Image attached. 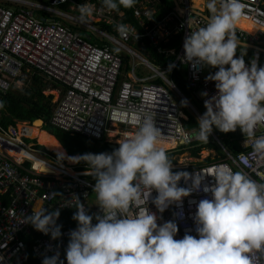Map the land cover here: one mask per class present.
<instances>
[{
    "label": "built area",
    "instance_id": "built-area-1",
    "mask_svg": "<svg viewBox=\"0 0 264 264\" xmlns=\"http://www.w3.org/2000/svg\"><path fill=\"white\" fill-rule=\"evenodd\" d=\"M0 2H3L0 4L1 93L6 95L13 90H22L26 86L25 80L31 83L32 78L40 74L47 82L61 85V89H57L59 97L50 119V123L59 129L83 134L87 138L103 139L114 125L120 128L117 136H123L124 139L126 135L134 134L145 118H151L160 129V144H169L171 149L183 150H194L204 145L206 150L203 149L201 154L207 153L208 157H213V163L192 168L172 164L173 173H188V179L182 177L178 187L189 190L190 194L182 197L180 202L170 204L161 213L153 203L158 193L142 189L139 202L131 208L134 214L148 210L157 217L158 226L174 222L178 228L174 239H182L185 234L198 238L195 213L202 199L213 198L210 191L204 192L203 189L215 184L212 175L218 167H225L233 172L243 171L258 184L264 183V157L253 151L252 139L246 134L241 142V152L234 154L225 146L213 127L212 142L215 141L214 144L219 146V154L216 148L208 146L209 142H198L194 138L198 127L185 126L191 119L190 112L186 109L191 110L197 119L203 113L195 101L184 95L168 75L175 69L183 72L192 95L204 105L205 100L217 93L216 82L206 78L219 70L218 67L210 69L199 64L193 66L184 60L183 45L186 37L208 22L207 18L192 12L190 0L183 2L187 7L185 15L171 12L158 22L153 20L154 11L148 5H143V2L140 3L134 7V17L144 32L133 27L132 33L126 38L120 36V40L96 26L101 22H113L114 13L101 6L102 0L86 2L96 8L86 23L81 22L78 11V6L82 4L72 0H49V5L33 0ZM67 2H73L72 10L79 15L69 16L57 9ZM242 2L246 8L239 19L258 26L260 30L252 35L235 25L234 34L238 47L234 58L243 55L246 67H250L253 60L258 67H264V51L261 48L264 38V0ZM41 11L51 17L44 19L38 13ZM56 16L68 19L74 25H80L100 37L110 38L112 43L124 49L133 60L140 59V64L151 71V75L138 74V64H133L132 72L127 74L126 79L120 80L122 57L110 47L93 43L89 36L57 21L54 19ZM147 22L151 25H146ZM175 36H182L180 45L164 50L162 46ZM131 38L142 44L143 39L149 40L159 53L174 56L171 67L160 68L147 57L140 56L123 41ZM246 48L252 49L251 55L246 52ZM208 70L211 71L207 73ZM158 79L161 83L157 82ZM203 93L207 95H202ZM176 96L180 101L176 100ZM182 101H187V105L184 106ZM29 126L19 124L5 127L0 123V264H29L30 255L42 264L45 256L57 254V264H60L66 259L70 233L78 227L74 224L73 216L68 218L62 215L76 212V207L81 203L93 219L96 215L103 216L96 204V179L89 166L70 164L68 156L60 155L58 160L54 155L33 150L31 147L36 144L26 142V139H31L27 134ZM185 133L189 139L182 142ZM260 136H264V125L255 129L254 138ZM36 158L42 160L41 169L35 166ZM44 167L54 172H45ZM197 175L202 177L199 189L193 187ZM34 209H45V214L60 210L56 221L61 230L59 238L52 239L50 234L37 231L36 239L34 227L25 220L33 214ZM25 236H31L34 242H27ZM248 256L251 264H264V251L253 250Z\"/></svg>",
    "mask_w": 264,
    "mask_h": 264
},
{
    "label": "clouds",
    "instance_id": "clouds-1",
    "mask_svg": "<svg viewBox=\"0 0 264 264\" xmlns=\"http://www.w3.org/2000/svg\"><path fill=\"white\" fill-rule=\"evenodd\" d=\"M136 2L102 0L101 6L114 14L112 23H101L113 26L115 35L100 28V23L96 26L114 38H126L134 29L124 21V14L119 10L121 6L132 8ZM245 8L242 0H207L206 8L197 11L207 15L208 22L186 37L184 60L193 66L219 68L206 78L216 82L217 93L205 100L206 112L197 120L198 132L194 138L208 142L213 127L224 133L239 128L252 139L253 151L264 157V136L254 138L255 129L264 125V67H258L255 60L246 67L243 55L234 58L238 47L235 23ZM95 10V5L90 3L79 5L81 22L86 23ZM123 41L138 49L137 39ZM226 65L230 67L226 68ZM131 69L127 74L132 72ZM171 75H168L169 79H172ZM181 103L187 105V101ZM3 106L0 101V108ZM25 122L13 125L22 126ZM113 130L114 125L103 139L89 138L119 147L112 153L68 157L73 163L86 162L91 169L96 179V204L103 216L96 215L97 223L93 225V216L86 213L84 205L80 203L76 207L78 210L73 219L78 222V227L70 233L67 264H251L248 254L253 250L264 251V183L258 184L243 171L218 167L212 175L215 184L203 189L210 191L213 198L202 199L195 213L198 238L185 234L182 239H174L178 231L174 222L158 226L154 214L148 210L134 214L131 208L139 202L142 189L158 193L153 203L161 213L190 194L189 190L178 187L182 177L188 179V173H173V163L167 155L178 157L186 150L159 146L166 144H160V129L151 118H145L139 123L138 130L124 139L117 134V138L113 137ZM188 139V135L183 134L182 142ZM29 140H36L34 144H38L37 139ZM201 179L197 175L194 188L199 189ZM45 212V209H34L25 220L37 231L57 239L61 235L56 223L60 210ZM57 261L58 254L45 256L42 264H57Z\"/></svg>",
    "mask_w": 264,
    "mask_h": 264
},
{
    "label": "trees",
    "instance_id": "trees-1",
    "mask_svg": "<svg viewBox=\"0 0 264 264\" xmlns=\"http://www.w3.org/2000/svg\"><path fill=\"white\" fill-rule=\"evenodd\" d=\"M73 2L77 4H84L87 1L95 2L97 0H72ZM142 0H137L136 4L132 8L125 9L122 6L120 7L119 12H122L124 14V21L126 23H130L134 27H136L140 32H144V29H142L139 26L138 20L134 17V7L139 5ZM73 2H67L63 5H60L58 9L62 12H71L70 6L73 5ZM160 2V1H159ZM163 4L168 7V10L172 9V5H167L166 0H162ZM102 5V4H101ZM103 6V5H102ZM167 7H165L167 9ZM159 11L157 12L159 16H164L165 14L168 15V10L163 8L162 4L160 3L158 6ZM209 15L211 13L208 11ZM157 14V16H158ZM45 19H48L49 14L44 12ZM57 21H61L60 18L55 17ZM155 22H158L160 20L155 19ZM146 25H151L148 22ZM70 28H72L74 31H80L84 36L90 35L92 36L93 43H97L100 46H103L106 44H109V41H107L105 38L98 37L97 40H95V37L92 33L89 31L80 30L79 26L74 25H68ZM100 28H102L105 31L110 32L111 34L115 35L114 27L109 26L106 23H100L98 25ZM182 36H175L169 43H166L162 46L164 50H168L171 48H175L180 45V38ZM108 39V38H107ZM144 44L139 41L138 47L140 45H143V49L141 50V53L145 54L144 56L147 57L152 64L155 66H158L160 68H168L172 61L174 60V56H170L166 53H159L158 50L155 47H152L149 43V40L143 39ZM124 64H123V71L122 76L120 77V80L122 79L124 74H127L130 70V57L124 56ZM171 78L175 82V85L179 89L182 88H189L187 83L185 82V75L183 72H180L179 70L175 69V71L172 73ZM26 81V86L22 90H13L9 92L8 94H3L0 92V101L3 102V107L0 108L1 116H0V123L3 124L5 127H9L10 125L17 124L18 122H25L30 121L32 124L35 120H45L46 125L50 130L49 132L54 134V136L61 142H60L52 136L48 131L45 129L39 127V126H29L27 129V134L29 138L37 139L38 144L43 146L40 147L41 149H47L49 152H55L56 157H59V154L62 156H68L67 153L70 156H76V155H84V154H100V153H112L115 149L113 144L107 143L104 140H92L89 138H85L81 136L79 133H71L62 129H59L55 126H53L50 123V119L52 117V112L55 104L53 103V96L52 95H46V92L48 90H57L61 89V85L57 83L47 82L46 79L41 76L40 74H36L32 78V82L29 83L28 80ZM157 82L161 83V80L158 79ZM52 87H51V86ZM190 89V88H189ZM192 89H190L191 91ZM192 92V91H191ZM202 113L206 112V108L203 104L197 102L196 103ZM197 118L191 114V119L185 126L187 127H194L198 126L197 124ZM23 126V125H22ZM220 136H222V142L227 146L234 154H239L241 152V146L239 144L240 139L246 138L245 134L242 133V131L237 128L234 132H227V133H220ZM208 142H210V138H208ZM213 145V146H212ZM209 143V146L215 147L214 144ZM45 147V148H44ZM34 150V146L31 147ZM204 146H200L196 149H194V154L196 156H199L200 152L203 150ZM55 155V154H53ZM169 159L172 161V163H176V160H173L172 157L174 154H168ZM69 157V156H68ZM68 159V158H67ZM70 164H74L68 159ZM38 163H42V160L39 158H36V168L41 169L42 166H38ZM82 165L88 166V164L84 161H80ZM43 170L45 172H54L52 169L48 167H44ZM93 225L96 224V222H92ZM31 256V255H30ZM29 264H35V260L31 257V262Z\"/></svg>",
    "mask_w": 264,
    "mask_h": 264
},
{
    "label": "crops",
    "instance_id": "crops-1",
    "mask_svg": "<svg viewBox=\"0 0 264 264\" xmlns=\"http://www.w3.org/2000/svg\"><path fill=\"white\" fill-rule=\"evenodd\" d=\"M34 1V0H33ZM160 1V2H159ZM201 1H203L204 2V4L201 6V8H199V7H197V4H192V2H193V0H190V6H191V10H194V9H196V10H204V9H202V7H205L206 8V1L205 0H201ZM141 2H143V5H148L153 11H154V15H153V20H154V18L155 19H158V20H161V19H163L165 16H167L166 14L163 16H159V14L157 13L158 11H159V9H158V6H159V4L161 3L162 4V6H163V8L164 9H166L165 7H167V6H165L164 4H163V2H162V0H142ZM183 2H184V0H166V3H167V5H172L171 7H172V9H170V10H168V7H167V9H166V11L168 10V14L169 13H171V12H177L178 14H180V15H185V12H186V10H187V7L186 6H184L183 5ZM103 5V4H102ZM151 5V6H150ZM70 9H71V12H74V13H77V15H79L78 14V12L77 11H73L72 10V5L70 6ZM59 10V9H58ZM63 13H66V12H63ZM66 14H68V13H66ZM157 14H158V16H157ZM194 14H196V13H194ZM39 15H41V14H39ZM70 15V14H69ZM42 17H43V15H41ZM70 16H73V15H70ZM44 18V17H43ZM45 19V18H44ZM155 21V20H154ZM133 26V25H132ZM134 27V26H133ZM134 28H136V27H134ZM87 36H89L91 39H93L92 38V36H90V35H87ZM93 36L95 37V40H97L98 39V35L97 34H93ZM107 41H109V43H110V45L109 44H106L105 43V45H103L102 47H110V49L111 50H113V51H115V46L114 45H116V44H114V43H112V41L110 40V39H107V38H105ZM261 48L263 49V51H264V41H262V44H261ZM116 52V51H115ZM246 52H248L249 53V55H251L252 54V49H250V48H246ZM132 59V58H131ZM133 60V59H132ZM134 61L135 60H133V62H131L130 63V69L133 67V64H134ZM130 71V70H129ZM127 78V77H126ZM192 113H190V115H191ZM196 117V116H195ZM190 121V120H189ZM189 121H187V122H189ZM31 126H33V125H31ZM194 127H198V126H194ZM214 129H215V131L217 132V134H218V136H220V133H224V132H221V131H219L218 129H216L215 127H214ZM47 131V130H46ZM50 133V132H49ZM50 134H52V133H50ZM52 136H54V134H52ZM112 136H113V133H112ZM55 137V136H54ZM114 137V136H113ZM220 137H222V136H220ZM56 138V137H55ZM209 138H210V141L211 142H209V143H211V145L212 144H214L215 143V141L214 142H212V140L214 139L213 137H212V134H210L209 135ZM32 139V138H31ZM57 139V138H56ZM58 140V139H57ZM59 141V140H58ZM60 142V141H59ZM198 142H202V141H198ZM241 142H242V139H240V141H239V144H240V146H242V144H241ZM60 144H61V142H60ZM62 145V144H61ZM215 145V147H213V148H216L218 151V153L219 154H221L220 152H221V150L219 149V146L218 145H216V144H214ZM35 147L34 148H36V149H34V150H36V151H42V152H46V153H49V154H51V155H53V154H55L54 156H57L56 155V153L55 152H52V151H48L47 149H41L40 147H43V146H39L38 144H36V145H34ZM63 146V145H62ZM201 146H204V145H201ZM209 146V145H208ZM213 146V145H212ZM209 147H211V146H209ZM38 148V149H37ZM63 148H64V146H63ZM198 148V147H197ZM204 148H205V146H204ZM203 148V149H204ZM243 148V147H242ZM65 149V148H64ZM189 150V149H188ZM188 150H186L184 153H179L178 154V156L180 157V158H183V162L182 163H180V164H182L183 166H190L191 168L192 167H195V166H198V165H203V164H210V163H213V161H214V159H213V157H208V155L207 154H205V155H202L201 154V152H203V150L200 152V154H199V156H196L195 154H194V150H189L191 153H189V151ZM65 151L67 152V150L65 149ZM67 155H68V153H67ZM59 156H60V154H59ZM69 157H77V156H80V155H76V156H70V155H68ZM199 158V159H198ZM172 159L173 160H176L177 162L176 163H173V164H178V165H180L179 163H178V160H177V157H172ZM199 160H201V161H199ZM37 165V164H36ZM38 166H42L43 167V164H41V163H38ZM6 203L8 204L9 203V199L7 198V200H6ZM74 213L75 212H73V213H70V212H68V214L69 215H66V214H63L62 216L63 217H71V216H73L74 215ZM68 217V218H69ZM75 223V225H78V222L77 221H75V220H73ZM92 222H96L97 223V220L94 218L93 220H92ZM34 235H35V237H36V239H37V236H38V234H37V230L34 228ZM25 239H26V241L27 242H34L33 241V239L34 238H32L31 236H25L24 237ZM69 244V243H68ZM31 257L35 260V264H39L38 262H37V260H36V258L33 256V255H31ZM61 264V263H60ZM62 264H67V259H64L63 261H62Z\"/></svg>",
    "mask_w": 264,
    "mask_h": 264
},
{
    "label": "rangeland",
    "instance_id": "rangeland-1",
    "mask_svg": "<svg viewBox=\"0 0 264 264\" xmlns=\"http://www.w3.org/2000/svg\"><path fill=\"white\" fill-rule=\"evenodd\" d=\"M34 1H37V2H42L43 4H45V5H49V0H34ZM3 2H0V4H2ZM151 6V5H150ZM197 7H199L198 5H197ZM58 9V8H57ZM202 9H204V7H202ZM39 14H41V15H43L44 16V12L43 11H41V12H38ZM73 15V16H77V13H74V12H68V15ZM69 15V16H70ZM57 17V16H56ZM58 18V17H57ZM61 19V18H60ZM61 21L62 22H64L66 25H74V23L72 22V21H70V20H68V19H61ZM74 26H79V28H80V30H84V31H89V30H87V29H84L82 26H80V25H74ZM89 32H91V31H89ZM92 33V32H91ZM92 34H96V33H92ZM118 37V36H117ZM262 41H264V38H262ZM125 44H127L130 48H132L133 50H135L140 56H142V57H144L143 55H145V54H141V50L143 49V45H140V47H138V49L140 50H138L136 47H133L132 46V43H125ZM115 46V51L122 57V59L124 58V60H125V57L124 56H129L130 57V55L124 50V49H122L121 47H119L118 45H114ZM131 62H133V60L131 59V57H130V62H129V64L131 63ZM141 63V60L140 59H136L135 61H134V64H138V66H137V68H136V72L138 73V74H141V75H143V76H147V75H151V71H149V70H147V68L145 67V66H143V65H141L140 64ZM207 68H212V66H206ZM131 71H132V69H131ZM211 70H208L207 71V73H209ZM127 77V74H124L123 75V77H122V79L121 80H124L125 78ZM169 78H170V76H168ZM51 85H52V83H50ZM50 85V86H51ZM52 87V86H51ZM180 90H182V92L184 93V95H187V97L188 98H190L191 100H193V101H195V103H197L198 102V100H196L195 99V97L192 95V92L190 91V89L187 87V88H182V89H180ZM46 95L48 96V95H52L53 96V103L55 104V102L57 101V99H58V97H59V91L58 90H48L47 92H46ZM176 100L177 101H180V99L176 96ZM186 110H188V112H190V113H192V111L191 110H189V109H186ZM0 113H1V111H0ZM0 116H1V114H0ZM27 123H29V122H25L23 125L25 126ZM37 126H39V127H41L42 128V126L41 125H37ZM44 128H46L48 131L50 130L47 126H45ZM51 131V130H50ZM26 142H28V143H37V141L35 140V141H32V140H29V139H26ZM115 143H117V142H115ZM39 145V144H38ZM115 145V144H114ZM116 145H118L119 146V144L117 143ZM39 146H41V145H39ZM160 146H162V145H160ZM167 146V145H166ZM165 146V147H166ZM163 147V146H162ZM168 147V146H167ZM119 148V147H118ZM34 149H36V148H34ZM38 149V148H37ZM116 150V149H115ZM207 154V153H206ZM38 155H41L42 156V154H39L38 153ZM69 155V154H68ZM56 157V156H55ZM57 158V157H56ZM58 160H59V158H58ZM177 160H178V163L180 164V163H182L183 162V158H180L179 156L177 157ZM57 161V160H56ZM75 164V163H74ZM78 166L79 167H81L82 166V164L81 163H78ZM44 171V170H43Z\"/></svg>",
    "mask_w": 264,
    "mask_h": 264
},
{
    "label": "bare ground",
    "instance_id": "bare-ground-1",
    "mask_svg": "<svg viewBox=\"0 0 264 264\" xmlns=\"http://www.w3.org/2000/svg\"><path fill=\"white\" fill-rule=\"evenodd\" d=\"M192 4H197L199 6V8H201V6L204 4L203 1L201 0H193ZM235 25L239 26V28L249 32L252 35H256L258 33V31L260 30V28L254 24H251L248 21L242 20V19H238L235 23ZM37 126V125H35ZM120 132V128L118 126L114 127V130L112 131L113 136H116V134ZM160 146V145H159ZM165 149H169L171 148V146L169 144L166 145H162ZM166 146V147H165ZM35 147V146H34ZM45 148V147H44ZM46 149V148H45Z\"/></svg>",
    "mask_w": 264,
    "mask_h": 264
},
{
    "label": "water",
    "instance_id": "water-1",
    "mask_svg": "<svg viewBox=\"0 0 264 264\" xmlns=\"http://www.w3.org/2000/svg\"><path fill=\"white\" fill-rule=\"evenodd\" d=\"M193 13H196V14H199V15H202L204 16L205 18L209 19V17L205 14H203L202 12L200 11H197V10H192ZM241 45V44H240ZM241 46H244V45H241ZM34 125H41L42 127H44L46 125V121L45 120H42V119H39V120H35L34 121ZM116 147V146H114Z\"/></svg>",
    "mask_w": 264,
    "mask_h": 264
}]
</instances>
